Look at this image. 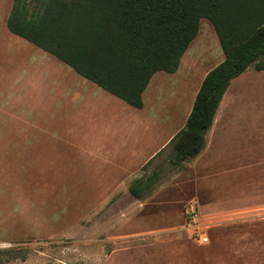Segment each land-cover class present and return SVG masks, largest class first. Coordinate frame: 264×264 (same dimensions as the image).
<instances>
[{
    "label": "rangeland",
    "instance_id": "374dc122",
    "mask_svg": "<svg viewBox=\"0 0 264 264\" xmlns=\"http://www.w3.org/2000/svg\"><path fill=\"white\" fill-rule=\"evenodd\" d=\"M11 4L0 0V248L27 258L4 264H264V70L231 81L204 150L173 168L166 144L223 59L212 23L200 19L137 109L11 33ZM88 88L124 120L95 117ZM152 156L145 171L161 164V178L139 200L128 186Z\"/></svg>",
    "mask_w": 264,
    "mask_h": 264
},
{
    "label": "trees",
    "instance_id": "16d2710c",
    "mask_svg": "<svg viewBox=\"0 0 264 264\" xmlns=\"http://www.w3.org/2000/svg\"><path fill=\"white\" fill-rule=\"evenodd\" d=\"M201 18L213 25L223 59L203 77L184 125L166 145L180 169L205 147L231 81L264 70V0H12L8 30L71 67L134 108L157 71L173 73ZM141 167L128 191L143 200L159 183L161 164ZM24 261L19 248L1 249L0 264Z\"/></svg>",
    "mask_w": 264,
    "mask_h": 264
},
{
    "label": "crops",
    "instance_id": "0c3cea01",
    "mask_svg": "<svg viewBox=\"0 0 264 264\" xmlns=\"http://www.w3.org/2000/svg\"><path fill=\"white\" fill-rule=\"evenodd\" d=\"M15 35V34H14ZM17 36V35H16ZM19 37V36H18ZM22 38V37H21ZM28 41V40H27ZM31 43V42H30ZM15 44H11V45H6L5 46V48H9V47H11V46H14ZM21 45V44H20ZM20 45H18V46H20ZM34 45V44H33ZM36 46V45H35ZM36 68H39V67H37V66H35ZM42 68V67H41ZM80 76V75H79ZM152 78V77H151ZM237 78V77H236ZM84 79V78H83ZM151 80V79H150ZM87 81V80H86ZM90 82V81H89ZM150 82V81H149ZM92 83V82H91ZM94 84V83H93ZM149 84V83H148ZM96 85V84H95ZM150 85V84H149ZM148 86V85H147ZM101 88V87H100ZM146 89V88H145ZM88 90H89V99H91V101L92 102H97V103H95V104H93V103H90V106H91V109L93 110V115H95V117L96 116H98V119H100V120H104V119H112V120H114V123L115 122H118V121H122V120H124V118H125V116H121V114H116V113H114L113 114V112H115L114 111V109L113 110H111L112 109V107H110V103H113L114 105H115V103L116 102H114V101H116V100H113L110 96H109V94H111V93H109V92H107L106 90H104V91H106L107 93H109L108 94V96H101V97H98V96H100L99 95V93H95V91H94V88H88ZM144 91H146V90H144ZM101 93V92H100ZM143 93H145V92H143ZM94 95H97V98H95L94 97ZM101 95H103V94H101ZM107 95V94H106ZM112 95V94H111ZM145 95V94H144ZM114 96V95H113ZM224 96V95H223ZM116 97V96H115ZM142 97H143V95H142ZM118 98V97H117ZM119 99V98H118ZM222 99H223V97H222ZM222 99H221V101H222ZM121 100V99H120ZM121 101H123V100H121ZM221 101H220V104H221ZM124 102V101H123ZM125 103V102H124ZM127 104V103H126ZM143 104H144V101H143ZM220 104H219V106H220ZM117 106L119 107L120 106V104H117ZM130 106V105H129ZM219 106H218V108H219ZM132 107V106H131ZM143 107V106H142ZM141 107V108H142ZM126 109V108H125ZM137 109H140V108H137ZM218 110V109H217ZM94 112H96V113H94ZM71 116H72V120H76L77 119V114H78V111H77V109H72L71 110ZM97 114V115H96ZM114 115V116H113ZM216 115V114H215ZM40 117V116H39ZM70 117V116H69ZM90 117V116H89ZM122 117V118H121ZM131 118H133V117H131ZM214 119H215V117H214ZM133 120L135 121V118H133ZM213 122H214V120H213ZM212 125H213V123H212ZM212 127V126H211ZM210 127V128H211ZM210 130V129H209ZM208 130V131H209ZM43 131H45V132H48V131H46V130H43ZM208 131H207V133H208ZM116 132V130H114L113 131V133H115ZM34 133H36V131H34L33 132V134H31V132H29L27 129H24V135H22L23 137H28V138H30V137H34L35 135H34ZM48 133H51V132H48ZM207 133H206V135H205V139H206V136H207ZM52 134V133H51ZM41 136V135H40ZM109 136H110V132H109ZM37 137V136H36ZM29 142H30V139H29ZM35 142V141H34ZM34 146V145H33ZM40 145H37V147H36V149H35V151H37V152H39L40 151V147H39ZM206 146V145H205ZM11 147H13V146H9V150H10V148ZM28 147H30V145H28ZM205 148V147H204ZM204 150V149H203ZM209 243V238H208V241L207 242H205V243H201L202 245H205V244H208Z\"/></svg>",
    "mask_w": 264,
    "mask_h": 264
},
{
    "label": "built area",
    "instance_id": "2783aa9c",
    "mask_svg": "<svg viewBox=\"0 0 264 264\" xmlns=\"http://www.w3.org/2000/svg\"><path fill=\"white\" fill-rule=\"evenodd\" d=\"M197 241H198L199 243H205V242L208 241V237H207V235H205V234H203V233H199V234L197 235Z\"/></svg>",
    "mask_w": 264,
    "mask_h": 264
}]
</instances>
